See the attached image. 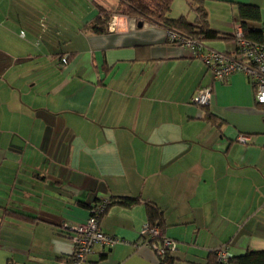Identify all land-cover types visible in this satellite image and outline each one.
Here are the masks:
<instances>
[{
	"label": "crops",
	"instance_id": "obj_1",
	"mask_svg": "<svg viewBox=\"0 0 264 264\" xmlns=\"http://www.w3.org/2000/svg\"><path fill=\"white\" fill-rule=\"evenodd\" d=\"M22 1H0V264H61L72 242L58 229L84 223L88 207L110 195L137 203L110 205L100 228L120 241L86 264H158L142 233L148 205L175 241L172 264H208L221 246L232 255L264 250V114L249 80L215 81L154 21L114 14L113 28L92 31L97 5L119 0H86L90 8L63 0L74 19L52 13L42 40L29 25L20 47L5 24L9 2ZM202 2L208 18L216 7L226 15L208 21L223 37L214 50H235L225 35L238 26L237 4L259 9L250 25L264 23V0ZM52 33L63 37L57 52ZM206 87L209 104H194Z\"/></svg>",
	"mask_w": 264,
	"mask_h": 264
},
{
	"label": "built area",
	"instance_id": "obj_2",
	"mask_svg": "<svg viewBox=\"0 0 264 264\" xmlns=\"http://www.w3.org/2000/svg\"><path fill=\"white\" fill-rule=\"evenodd\" d=\"M261 31V41H249L244 38L241 27L238 25L234 30L238 48L236 54L205 48L196 39H182L172 32L167 31V36L170 43L178 39L182 46L192 49L194 55L199 57L211 71L215 81L222 82L234 73H240L245 76L252 86L254 102L263 107L262 113L264 114V23ZM210 98L211 88L206 87L192 98V102L197 105H208ZM237 140L245 142L248 137L239 135ZM104 208V202L99 203L89 209L84 223L73 226L63 225L62 229L66 231L72 242V252L68 260H63L61 264H86L87 258L92 253L103 248L113 247L120 241L117 236L108 235L100 228L99 220ZM142 233L148 235L150 239L162 236L159 245L155 243L149 244L150 242L147 241V244L155 250L157 255H162L165 251H174L176 248L175 241L164 237L162 231L157 227L145 224ZM216 255L220 264H229L228 259L232 254L227 246H221L216 249Z\"/></svg>",
	"mask_w": 264,
	"mask_h": 264
},
{
	"label": "trees",
	"instance_id": "obj_3",
	"mask_svg": "<svg viewBox=\"0 0 264 264\" xmlns=\"http://www.w3.org/2000/svg\"><path fill=\"white\" fill-rule=\"evenodd\" d=\"M195 2L196 3L191 0L187 1L195 12V18L193 21L187 20L185 15H180L177 18L170 17L169 11L171 9L172 0H119L116 4L117 7L114 10H109L105 8L104 5L99 4L97 5L98 9L96 10V14H94L95 17L92 20V23H90V29L96 33H103L107 30V26H109V22L111 21L113 15L122 14L135 17L137 21L150 20L157 22L163 25L166 28V31L175 33L182 39H196L197 41H200L205 48H210L205 45V42L220 38L222 39L223 37L218 31L210 27L207 11L202 0H196ZM237 18L238 25L241 27L244 38L249 41L257 42L262 40V26L256 27L249 24V22H256L260 18L259 9L256 6L237 4ZM234 30L231 34L225 36L234 41L235 50L233 52L225 53H237L238 48L234 37ZM172 44L182 46L178 39H175ZM103 202L105 208L102 215L106 213L110 205L114 202H119L125 206H132L137 203V200L131 196L110 195L109 197L102 198L90 205L88 207V211L93 206ZM146 212V225L157 227L162 231L163 219L161 216V210L156 206L148 205L146 207ZM59 229L58 232H66L61 228ZM146 236L147 241L150 242L149 244L155 243L159 245L162 240V236H158L154 239H150L148 235ZM172 252L173 251H165L162 255H158V264H172L175 260L171 254ZM211 255L212 256L209 259L208 264H220L217 260L216 249L211 252ZM68 258L69 256L65 258L64 261L68 260ZM228 262L229 264H264V250L249 251L243 255H231Z\"/></svg>",
	"mask_w": 264,
	"mask_h": 264
},
{
	"label": "rangeland",
	"instance_id": "obj_4",
	"mask_svg": "<svg viewBox=\"0 0 264 264\" xmlns=\"http://www.w3.org/2000/svg\"><path fill=\"white\" fill-rule=\"evenodd\" d=\"M1 1V0H0ZM37 1V0H36ZM81 2V4L83 5L85 3H87V7L90 8V2H87L86 0H79ZM49 5H43V3H46V0H38L37 4H33L31 5V0H23L19 5L16 6V8L14 7V3L13 2H9L10 7L8 8V10L11 12V16L9 17L10 19L8 20V22H6L5 26H11L10 28L13 30V32H11L10 34V41H14L17 44L23 45L25 44L28 40H29V36L28 34V27L27 26H31L33 25L34 27L38 28V33L36 34L37 37L33 38L34 40L38 39L37 41H41L42 40V36L41 34L43 32H46V30H48L49 28L47 27L48 23H50V19L51 16L53 15L52 13H57L60 10L64 11V13L70 15L71 19L73 17V11H74V6H69L70 8V12L67 10V8H69L66 3L63 0H60V3H65L63 4H58L55 1H49ZM53 2V3H51ZM109 4V5H108ZM104 5L105 8L109 9V10H114L117 6L113 3H104L102 4ZM0 6L2 7L1 3ZM64 6V7H63ZM216 6V5H215ZM0 7V8H1ZM47 7H49V9L47 10ZM60 8V9H59ZM217 9H213L211 11V14H209L210 18H208V21L211 19V23L215 24L216 22L219 23L223 22L221 20H223L226 15L224 14L223 9H221L220 7H216ZM2 9H0V13L1 16L2 15ZM225 11H227L225 9ZM78 13V12H77ZM180 15H185V17L187 18V20L189 21H193L195 18V12L194 10L191 8V5L189 3H187L186 0H172V4H171V9L169 11V16L171 18H177ZM38 16L39 17V21H37V19H35V17ZM78 16V15H77ZM3 18V17H2ZM0 17V28H3L4 23H3V19ZM35 21L37 22V25L35 23ZM71 22L73 23V20H71ZM210 22V21H209ZM112 21L109 22L110 26L113 28L114 25H112ZM16 27H15V26ZM210 25V24H209ZM13 26V27H12ZM16 30V32H14ZM25 32V34L23 35V33ZM45 35V36H44ZM44 38H47L46 35L47 33H44ZM13 37H15V39H13ZM49 39L52 42H55V46L56 49L55 51H59L58 48H62V45H60L59 43H56L57 41H60L63 39V37H60L58 34H50ZM214 41H207L205 42V45L207 47H210L212 45ZM47 54V53H46ZM64 60V58H63ZM41 85H39L40 87Z\"/></svg>",
	"mask_w": 264,
	"mask_h": 264
},
{
	"label": "water",
	"instance_id": "obj_5",
	"mask_svg": "<svg viewBox=\"0 0 264 264\" xmlns=\"http://www.w3.org/2000/svg\"><path fill=\"white\" fill-rule=\"evenodd\" d=\"M142 24V22L141 21H138V25L140 26Z\"/></svg>",
	"mask_w": 264,
	"mask_h": 264
}]
</instances>
